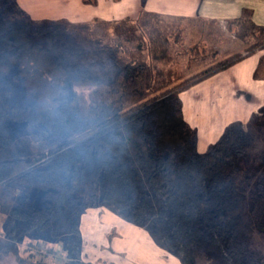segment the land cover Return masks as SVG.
Returning <instances> with one entry per match:
<instances>
[{
  "label": "trees",
  "instance_id": "obj_1",
  "mask_svg": "<svg viewBox=\"0 0 264 264\" xmlns=\"http://www.w3.org/2000/svg\"><path fill=\"white\" fill-rule=\"evenodd\" d=\"M0 6V209H7L3 199L12 186L46 197L23 226L8 228L9 238L0 236V260L19 254L18 238L35 230L72 231L80 245V218L89 203L76 193L90 183L101 190L94 204L114 207L181 264H198L203 249L214 252L215 264H264V253L252 244L264 234V157L254 158L250 131L256 123L264 127V106L249 127L228 125L200 152L180 96L264 50V26L250 11L227 21L247 45L245 54L177 82L180 77L159 64L181 41L173 31L156 35L145 27L137 34L140 17L37 20L17 0H0ZM254 76L264 79V54ZM9 122L44 127L50 150L23 157ZM19 262L32 264L28 257Z\"/></svg>",
  "mask_w": 264,
  "mask_h": 264
},
{
  "label": "crops",
  "instance_id": "obj_2",
  "mask_svg": "<svg viewBox=\"0 0 264 264\" xmlns=\"http://www.w3.org/2000/svg\"><path fill=\"white\" fill-rule=\"evenodd\" d=\"M33 18L62 19L87 22L94 18L104 20L124 17L138 18L141 11L184 19H204L227 22L239 18L245 10L253 20L264 26V0H98L86 4L83 0H17ZM58 5V6H57ZM57 16L53 18L52 16ZM87 21H75V20ZM245 54V52H244ZM264 50L244 58L182 91L183 112L189 124L199 135L198 149L204 152L216 142L226 127L234 122L246 126L264 106V79H257L254 71ZM100 210V209H99ZM97 211L93 214L94 229L103 236L97 247L105 261L112 264H181L179 258L165 254L144 229L115 212ZM108 230H111L110 234ZM89 230V236H91ZM111 235V236H110ZM90 240V239H89ZM109 260V261H108Z\"/></svg>",
  "mask_w": 264,
  "mask_h": 264
},
{
  "label": "rangeland",
  "instance_id": "obj_3",
  "mask_svg": "<svg viewBox=\"0 0 264 264\" xmlns=\"http://www.w3.org/2000/svg\"><path fill=\"white\" fill-rule=\"evenodd\" d=\"M0 8L2 7L0 6ZM42 19L48 18L37 20ZM135 25L137 34H140L146 27L156 35L166 31H173L177 37L180 35L181 41L178 44H172L169 58L159 61V64L167 72L172 71L176 78L180 77L177 82L187 80L209 65L218 64L238 52L244 53L247 47L245 42L234 34L232 26L227 22L161 15V17L140 16ZM194 46L196 48L191 51L190 48L192 49ZM77 90L90 93V88L87 87H78ZM9 128L23 157L32 158L50 150L46 140L47 131L44 127L31 122H9ZM250 131L256 137L253 156L257 161L264 157V127L258 126L256 123L251 126ZM76 195L89 203V207L80 218L82 236L80 245V242H77V236L72 231L51 233L46 230H35L25 232L18 238L20 253H9L0 260V264H20L21 257H28L32 264H112L102 258L107 256L98 252L97 247L92 246L90 241L93 239L100 243V248L103 247L101 245L103 236L95 232L97 230L94 229L92 217L99 209L101 212L116 213L114 207L94 204L99 201L101 195L100 188L94 184H80ZM3 202L7 209H0V236L6 239L9 238L8 228L16 227L18 229L23 226L26 223L25 215L30 214L34 208L44 206L46 197L42 191L12 186L5 192ZM89 230L94 232H91L92 234L88 238ZM110 232L111 230H108L109 234ZM252 244L257 251L264 253V234H257L253 238ZM161 250L166 251L165 254L175 256L163 248ZM100 255L103 256L100 257ZM215 263L216 256L213 251L203 249L199 252L198 264Z\"/></svg>",
  "mask_w": 264,
  "mask_h": 264
}]
</instances>
